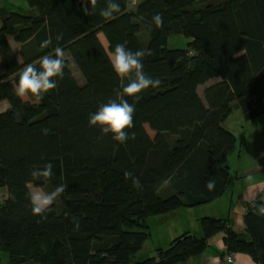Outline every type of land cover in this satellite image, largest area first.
Wrapping results in <instances>:
<instances>
[{
    "label": "trees",
    "instance_id": "1",
    "mask_svg": "<svg viewBox=\"0 0 264 264\" xmlns=\"http://www.w3.org/2000/svg\"><path fill=\"white\" fill-rule=\"evenodd\" d=\"M26 1L29 12L0 8V102L8 103L0 110V264H179L220 232L227 254L264 264V215L253 206L264 199L245 202L243 231L228 217L202 216L200 235L184 231L151 255L139 254L152 217L207 204L226 189L237 139L223 122L234 108L248 121L264 113V0H116L121 11L112 19L99 15L107 0H97L91 16L81 11L82 0ZM156 13L162 27L152 23ZM173 35L185 44L169 47ZM10 39L21 44L20 57ZM45 39L51 44L41 48ZM125 41L133 52L151 51L143 71L161 84L139 102L126 97L135 103L127 129L135 138L119 144L87 124L128 83L109 62ZM56 46L80 80L65 55L63 78L39 103L14 96L24 65ZM47 163L52 179L32 181L34 167ZM29 184L67 187L42 219L30 211Z\"/></svg>",
    "mask_w": 264,
    "mask_h": 264
},
{
    "label": "clouds",
    "instance_id": "2",
    "mask_svg": "<svg viewBox=\"0 0 264 264\" xmlns=\"http://www.w3.org/2000/svg\"><path fill=\"white\" fill-rule=\"evenodd\" d=\"M85 4L87 6H85ZM97 0H82L81 11L86 16L95 14ZM121 11L119 3L116 0H107L106 6L102 8L99 15L106 18H114V14ZM152 23L156 27L163 26V15L156 13L152 16ZM57 40L62 39V34H58ZM51 39H45L41 42V48H48ZM127 41L118 43L111 51L109 62L112 71L120 80L127 79L128 83L123 86L116 94L115 99H110L99 106L95 113L89 115V128L95 127L100 130L101 135H110L111 139L119 144L125 143L128 139H134L135 133L129 134L127 129L134 127L135 103H129L126 97H131L135 102L141 99L140 94L148 88H157L161 84L159 78H153L146 75L143 71V58L151 55L141 49L133 52L126 47ZM38 65V67H37ZM66 67L65 53L63 49L56 46L51 54H45L39 57L36 63H28L18 73V81L12 86L14 96L22 101L39 103L45 94L50 90L57 88V79H62ZM44 134L48 129L42 130ZM51 163L45 164L42 169L34 167L30 172L32 181L51 180L54 173ZM126 178H131L132 174L125 172ZM134 184H139L138 178L133 179ZM65 184H60L51 192H32L28 193L30 211L34 216L45 218L46 212L52 211V205L57 198L65 192ZM205 187L211 191L215 188V180H208ZM258 215H264V203L253 205Z\"/></svg>",
    "mask_w": 264,
    "mask_h": 264
},
{
    "label": "crops",
    "instance_id": "3",
    "mask_svg": "<svg viewBox=\"0 0 264 264\" xmlns=\"http://www.w3.org/2000/svg\"><path fill=\"white\" fill-rule=\"evenodd\" d=\"M132 5H135L139 0H130ZM16 1L15 0H0V8H5L6 10L16 9ZM99 37L104 45H106V41L103 35L100 33ZM11 45L13 47L14 52L17 56L20 57V49L21 44L14 42L10 39ZM70 58L68 54H65ZM69 65L71 69H77L73 62L69 59ZM200 86L199 88H201ZM198 88V90H199ZM6 102V101H1ZM8 104V103H7ZM4 107V105H3ZM2 110H4L2 108ZM223 122V126L228 130V126H226L225 122ZM232 154V153H231ZM229 158L227 161V166L229 163ZM229 171V166H228ZM255 174V178H248ZM241 179L236 182L233 190L228 193L229 190V178L227 181L226 189L224 192L213 201L195 207H184L180 211L170 213L164 215V221H166L167 233L168 231H172L176 227L177 220L178 228L174 230V232L168 233L164 236L161 241H158L157 244H151L150 251H154L156 246L166 247L168 243L178 234L189 231L196 235H200L201 231L198 226V218L202 216H212V217H228L230 220L232 227L236 231L244 230V213H245V202H250L258 199H264V162L260 161L256 163L254 166L250 168H246L243 170L240 175ZM162 193L169 194L170 188L168 186L164 187L161 190ZM196 217L194 221L187 220V216ZM223 233L220 232L214 236H212L208 240L209 247L204 250L201 254L193 256L189 258L186 262L179 264H258L254 262L251 257L245 253H233V261L228 263L226 261V256L228 255L225 251V245L223 242ZM220 254H218V252ZM144 254V253H141Z\"/></svg>",
    "mask_w": 264,
    "mask_h": 264
},
{
    "label": "rangeland",
    "instance_id": "4",
    "mask_svg": "<svg viewBox=\"0 0 264 264\" xmlns=\"http://www.w3.org/2000/svg\"><path fill=\"white\" fill-rule=\"evenodd\" d=\"M16 1V9L21 12H29L32 9L26 0H15ZM185 38L181 35H173L168 40L169 47H181L185 43ZM74 63V62H73ZM74 75L78 80H80V71L79 69H72ZM210 84V83H209ZM199 93L202 98L203 97V87L199 88ZM4 105V107H3ZM7 102H0V110L7 108ZM226 126L230 129V131L236 136V149L230 155L229 158V171H230V178H229V190H233L235 187L236 182L241 179L240 175L242 174L243 170L246 168H250L254 166L256 163L263 161L264 162V113H261L258 117L254 120L248 121L246 120L240 110L238 108H234L233 112L227 118L225 122ZM255 178V174L248 177ZM29 189L32 192H51L53 189L49 186L45 187H37L33 184H29ZM6 196L5 189H0V204L4 201ZM55 203L59 204V198L55 201ZM164 215H159L156 217H152L151 220V234L150 238L144 243L142 250L139 254L144 253L151 255L153 251H150L151 244H157L158 241H161L164 236L170 232H174L179 226L177 224V220L174 219L176 222V227L172 231H168L166 228V221L162 220ZM189 223L194 221L196 217L187 216L186 217ZM0 257L3 258L4 256L0 254ZM3 261H6V258H3Z\"/></svg>",
    "mask_w": 264,
    "mask_h": 264
},
{
    "label": "built area",
    "instance_id": "5",
    "mask_svg": "<svg viewBox=\"0 0 264 264\" xmlns=\"http://www.w3.org/2000/svg\"><path fill=\"white\" fill-rule=\"evenodd\" d=\"M226 261H227L228 263H231V262L233 261V256H232L231 254H228V255L226 256Z\"/></svg>",
    "mask_w": 264,
    "mask_h": 264
}]
</instances>
